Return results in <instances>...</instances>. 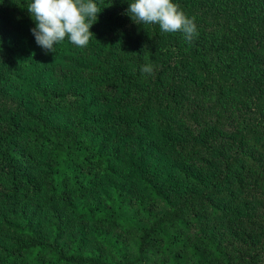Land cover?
<instances>
[{
    "label": "trees",
    "instance_id": "16d2710c",
    "mask_svg": "<svg viewBox=\"0 0 264 264\" xmlns=\"http://www.w3.org/2000/svg\"><path fill=\"white\" fill-rule=\"evenodd\" d=\"M94 2L46 53L0 0V264H264V0H173L191 42Z\"/></svg>",
    "mask_w": 264,
    "mask_h": 264
},
{
    "label": "clouds",
    "instance_id": "9594fccd",
    "mask_svg": "<svg viewBox=\"0 0 264 264\" xmlns=\"http://www.w3.org/2000/svg\"><path fill=\"white\" fill-rule=\"evenodd\" d=\"M27 10L36 25L32 34L46 53L55 52L65 38L75 46H87L94 36L90 29L102 12L94 0H32ZM126 14L138 25L158 24L162 32H182L188 42L197 35L195 17L188 18L173 0H134ZM153 71L150 63L141 68L142 74Z\"/></svg>",
    "mask_w": 264,
    "mask_h": 264
}]
</instances>
